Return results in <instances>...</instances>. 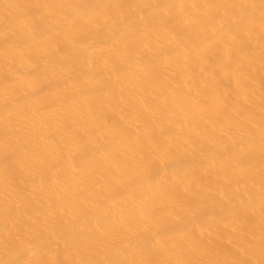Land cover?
I'll return each mask as SVG.
<instances>
[{"label": "bare ground", "instance_id": "1", "mask_svg": "<svg viewBox=\"0 0 264 264\" xmlns=\"http://www.w3.org/2000/svg\"><path fill=\"white\" fill-rule=\"evenodd\" d=\"M0 264H264V0H0Z\"/></svg>", "mask_w": 264, "mask_h": 264}]
</instances>
